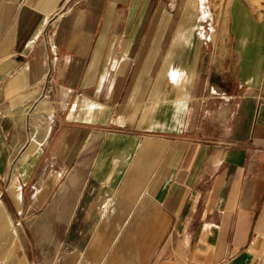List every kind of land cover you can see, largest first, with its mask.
Masks as SVG:
<instances>
[{"label":"crops","instance_id":"0c3cea01","mask_svg":"<svg viewBox=\"0 0 264 264\" xmlns=\"http://www.w3.org/2000/svg\"><path fill=\"white\" fill-rule=\"evenodd\" d=\"M21 1L0 240L40 214L42 264H264V0Z\"/></svg>","mask_w":264,"mask_h":264},{"label":"rangeland","instance_id":"374dc122","mask_svg":"<svg viewBox=\"0 0 264 264\" xmlns=\"http://www.w3.org/2000/svg\"><path fill=\"white\" fill-rule=\"evenodd\" d=\"M203 1L206 2V4L203 7L204 10L205 8L207 9L208 7L207 2L209 0H203ZM202 24L198 23V28L200 31L203 30V26L207 25V24L205 25L204 23ZM1 186L2 188H5L6 184L5 185L2 184ZM8 189L10 191L9 187ZM40 218H41L40 214L28 215V218L23 225H19L20 224L19 221L17 222L18 225H9V229H8L9 235H6V239L0 240V260L7 259L9 254L16 253L17 259L21 260L22 262L26 261L28 264H42L41 262L42 247L36 245L37 238L28 228L29 226H35L34 224L37 223V221H39ZM5 220L6 218L4 217L2 223ZM6 221L9 224V221L8 220ZM45 222L46 220L39 221L37 225H46ZM43 234H44L43 236H47L45 231H43ZM10 239L11 242L12 241L15 242V246L10 245ZM50 253L55 254L56 247H53L52 251L49 250V254ZM4 263H5L4 261H0V264H4Z\"/></svg>","mask_w":264,"mask_h":264},{"label":"bare ground","instance_id":"6f19581e","mask_svg":"<svg viewBox=\"0 0 264 264\" xmlns=\"http://www.w3.org/2000/svg\"><path fill=\"white\" fill-rule=\"evenodd\" d=\"M203 13H204V14H207V13H208V10L205 8V9L203 10Z\"/></svg>","mask_w":264,"mask_h":264},{"label":"built area","instance_id":"2783aa9c","mask_svg":"<svg viewBox=\"0 0 264 264\" xmlns=\"http://www.w3.org/2000/svg\"><path fill=\"white\" fill-rule=\"evenodd\" d=\"M24 3V0H22L21 2H20V5H22Z\"/></svg>","mask_w":264,"mask_h":264}]
</instances>
